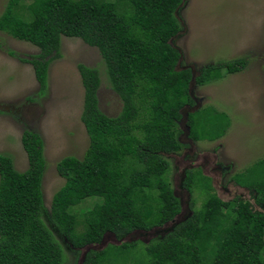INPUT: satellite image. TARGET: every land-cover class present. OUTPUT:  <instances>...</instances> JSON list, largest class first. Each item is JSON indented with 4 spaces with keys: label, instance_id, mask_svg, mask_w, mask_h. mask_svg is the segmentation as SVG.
Returning a JSON list of instances; mask_svg holds the SVG:
<instances>
[{
    "label": "trees",
    "instance_id": "obj_1",
    "mask_svg": "<svg viewBox=\"0 0 264 264\" xmlns=\"http://www.w3.org/2000/svg\"><path fill=\"white\" fill-rule=\"evenodd\" d=\"M182 3L8 0L0 32L39 50L21 60L31 65L39 96L46 93L49 65L60 58L61 38H74L97 49L121 109L115 117L101 112L99 71L78 64L83 87L80 120L89 143L81 160L67 156L56 164L64 183L53 194L49 210L42 197V139L23 133L28 163L23 172L0 154V264H64V251L52 230L78 250L99 244L106 234L124 237L161 229L181 214L180 201L167 181L169 164L161 154L181 150V111L194 106L188 93L192 72L178 68L181 56L171 44L181 32L176 14ZM245 64L238 59L206 67L194 82L202 86L220 79L222 70L234 74ZM219 115L212 107L188 113L189 138L220 139L229 120ZM260 163L232 177L239 187L255 191L258 209L249 202H222L207 192L187 219L143 245V260L134 264H264V161ZM195 179L186 172L184 185L190 193L197 186ZM203 186V192L208 191L206 181ZM88 199L94 201L90 208L73 212ZM136 244L108 245L88 253L82 264H125Z\"/></svg>",
    "mask_w": 264,
    "mask_h": 264
},
{
    "label": "rangeland",
    "instance_id": "obj_2",
    "mask_svg": "<svg viewBox=\"0 0 264 264\" xmlns=\"http://www.w3.org/2000/svg\"><path fill=\"white\" fill-rule=\"evenodd\" d=\"M7 2L0 0V15ZM176 16L181 32L171 44L181 56L178 68L192 72L188 93L194 106L181 111L177 138L181 150L161 156L169 164L167 181L180 201L181 214L161 229L124 237L106 234L99 244L78 250L52 230L64 251V264H82L88 253L101 251L108 245L133 243H137L136 247L125 264L140 262L142 246L162 238L187 219L192 207L202 205L207 192L216 194L222 202H249L253 209H258L255 191L239 187L232 177L264 161V0H183ZM38 53L33 45L0 32V154L11 159L16 171L23 172L28 167L21 142L23 133L29 131L42 139L46 161L42 197L49 210L53 194L64 183L56 164L67 156L81 160L89 143L80 120L83 87L77 65L99 71L97 97L102 113L115 117L121 102L107 82L97 49L79 39L65 37L61 38L60 58L48 67L46 93L39 96L31 65L21 61ZM238 59L246 62L239 72L225 75L222 70V77L216 81L202 86L194 82L202 69ZM205 107L221 113L218 118L223 114L228 117L226 131L213 142L193 141L188 135L187 114ZM187 171L196 178L197 186H193L192 193L184 185ZM205 181L208 191L203 192ZM93 202L88 199L73 208V212L78 214Z\"/></svg>",
    "mask_w": 264,
    "mask_h": 264
}]
</instances>
